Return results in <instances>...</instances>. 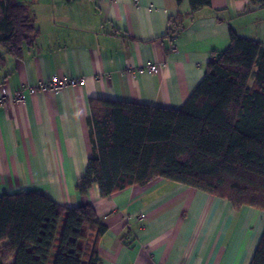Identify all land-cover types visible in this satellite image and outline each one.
I'll list each match as a JSON object with an SVG mask.
<instances>
[{
	"label": "crops",
	"instance_id": "crops-1",
	"mask_svg": "<svg viewBox=\"0 0 264 264\" xmlns=\"http://www.w3.org/2000/svg\"><path fill=\"white\" fill-rule=\"evenodd\" d=\"M19 2L39 34L19 56L0 48V93L11 99L0 104V196L41 192L64 207L91 205L106 227L100 264H250L264 230L260 210H235L226 199L164 179L107 197L96 184L85 195L75 187L92 156L90 98L180 108L211 51L228 47L230 28L264 44V6L210 0L169 37L171 21L191 11L188 0ZM148 64L157 72H138ZM51 76L85 83L12 101L23 85Z\"/></svg>",
	"mask_w": 264,
	"mask_h": 264
},
{
	"label": "trees",
	"instance_id": "trees-1",
	"mask_svg": "<svg viewBox=\"0 0 264 264\" xmlns=\"http://www.w3.org/2000/svg\"><path fill=\"white\" fill-rule=\"evenodd\" d=\"M188 1L169 37L210 5ZM34 17L19 0H0V48L19 56L39 34ZM203 69L178 109L90 98L92 156L77 192L96 184L107 197L164 179L264 212V44L230 28L228 47L211 51ZM105 231L89 204L64 207L41 192L0 196V264H100ZM250 264H264V230Z\"/></svg>",
	"mask_w": 264,
	"mask_h": 264
},
{
	"label": "built area",
	"instance_id": "built-area-1",
	"mask_svg": "<svg viewBox=\"0 0 264 264\" xmlns=\"http://www.w3.org/2000/svg\"><path fill=\"white\" fill-rule=\"evenodd\" d=\"M158 68L156 65L154 64H148L146 67H142L141 70H139L140 73L144 72V71H150V72H157ZM63 78H59L57 76H53L50 78L49 81H38L35 85H32L29 88V92L31 94L35 93L38 88L41 90H46V88H59L60 86H63V83H61ZM65 81L69 82L70 84H75V85H84L85 83V79H78L75 77H71V79H66ZM59 86V87H58ZM56 90V89H55ZM20 91V90H19ZM13 96V95H12ZM25 96H20L18 99H21V101H19L18 99L16 100L17 102H22L23 100H25ZM9 100H11L10 98H8L7 93H5L4 91L0 93V104L2 103H7Z\"/></svg>",
	"mask_w": 264,
	"mask_h": 264
},
{
	"label": "rangeland",
	"instance_id": "rangeland-1",
	"mask_svg": "<svg viewBox=\"0 0 264 264\" xmlns=\"http://www.w3.org/2000/svg\"><path fill=\"white\" fill-rule=\"evenodd\" d=\"M142 69V67L141 68H139L138 69V72H139V70H141ZM51 77H53V76H51ZM51 77H49V78H47V79H43V81H49L50 80V78ZM57 77H59V76H57ZM59 78H63L62 79V81H61V83H63V86H58L59 88L57 89V88H46V90L44 91V90H41V89H39L38 88V90L36 91V92H57V91H60V90H63V89H66V88H68V87H73V86H76L75 84H70L69 82H67V81H65L66 79H71V77H66V76H63V77H59ZM75 78H77V77H75ZM78 79H82V78H78ZM35 85V84H34ZM30 86H32V85H23L22 87H21V90L19 91V90H16V91H14L13 92V96H12V101H14V102H17L16 100L20 97V96H24V95H28V94H31L30 92H29V88L28 87H30ZM56 89V90H55ZM26 97V96H25ZM3 104V103H2Z\"/></svg>",
	"mask_w": 264,
	"mask_h": 264
},
{
	"label": "bare ground",
	"instance_id": "bare-ground-1",
	"mask_svg": "<svg viewBox=\"0 0 264 264\" xmlns=\"http://www.w3.org/2000/svg\"><path fill=\"white\" fill-rule=\"evenodd\" d=\"M19 101H21V99H18ZM24 101V100H23Z\"/></svg>",
	"mask_w": 264,
	"mask_h": 264
}]
</instances>
